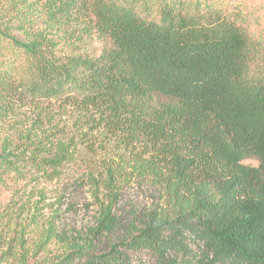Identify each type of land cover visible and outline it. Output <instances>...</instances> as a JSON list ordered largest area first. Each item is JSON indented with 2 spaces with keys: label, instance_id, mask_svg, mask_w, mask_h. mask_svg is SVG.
Returning a JSON list of instances; mask_svg holds the SVG:
<instances>
[{
  "label": "trees",
  "instance_id": "trees-1",
  "mask_svg": "<svg viewBox=\"0 0 264 264\" xmlns=\"http://www.w3.org/2000/svg\"><path fill=\"white\" fill-rule=\"evenodd\" d=\"M5 1L20 11L0 25V129L20 94L74 111L52 125L38 102L15 139L0 137V183L75 167L100 214L93 240L58 255L52 227L29 253L15 223L0 264H264V12L252 0ZM87 29L99 53L68 50ZM133 182L156 200L119 233L113 207Z\"/></svg>",
  "mask_w": 264,
  "mask_h": 264
},
{
  "label": "rangeland",
  "instance_id": "rangeland-1",
  "mask_svg": "<svg viewBox=\"0 0 264 264\" xmlns=\"http://www.w3.org/2000/svg\"><path fill=\"white\" fill-rule=\"evenodd\" d=\"M15 1V0H14ZM14 3V2H12ZM11 2L0 0V25L14 24L20 7H14ZM253 9L264 12V0H252ZM75 34L65 44L68 50L87 49L98 54L103 41L94 35L92 30H85L82 34ZM13 109L5 117V124L0 129V137L9 135L17 137L21 127L29 126L36 117V104L50 109V114L55 118L50 124L64 123L73 117L71 103L59 105V101H52L50 105H43L42 100H35L27 95L20 94L10 101ZM46 117V116H45ZM48 120L44 118L42 127H46ZM15 139V138H14ZM246 164H255L252 159L243 161ZM80 169L70 167L57 178L48 180L37 174H29L17 183L8 178L0 183V231L7 239L12 235L6 234L8 229L15 225L18 231L15 233L21 237L27 252H31L38 239L43 238L49 227L54 229L53 238L48 243L52 253L58 255L76 245H86L92 239V232L97 224L100 208L92 196L90 184L80 176ZM103 191V190H102ZM156 200L153 188L147 183H131L121 192L115 206L114 213L121 215L119 229L121 233L130 226L132 213L135 210L144 211ZM35 213V221L30 222L23 231L19 225L25 224V216ZM142 213V214H143ZM142 214L135 219V224L141 220ZM134 220V219H133ZM9 222L6 224V222ZM9 227H8V226ZM94 243V241H93ZM74 264H77L75 262Z\"/></svg>",
  "mask_w": 264,
  "mask_h": 264
}]
</instances>
